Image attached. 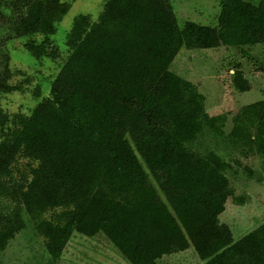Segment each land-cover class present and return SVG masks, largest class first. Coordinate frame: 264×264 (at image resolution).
I'll use <instances>...</instances> for the list:
<instances>
[{
    "label": "trees",
    "instance_id": "16d2710c",
    "mask_svg": "<svg viewBox=\"0 0 264 264\" xmlns=\"http://www.w3.org/2000/svg\"><path fill=\"white\" fill-rule=\"evenodd\" d=\"M70 4L0 0L1 35L54 59L49 36ZM218 5L214 24H180L170 0H105L96 19L76 15L67 54L47 92L34 87L28 113L1 105L23 87L0 46V203H13H1L0 251L30 225L51 259L76 232L103 236L129 264L188 248L203 264H264V221L234 239L219 218L228 198L245 201L231 178L264 180V98L229 119L210 114L197 83L171 68L182 47L264 51V0ZM232 70L233 87L249 90L241 61ZM18 158L26 168L13 180Z\"/></svg>",
    "mask_w": 264,
    "mask_h": 264
},
{
    "label": "rangeland",
    "instance_id": "374dc122",
    "mask_svg": "<svg viewBox=\"0 0 264 264\" xmlns=\"http://www.w3.org/2000/svg\"><path fill=\"white\" fill-rule=\"evenodd\" d=\"M71 2L66 14L56 24V31L50 35L51 43L58 48V56L34 58L25 48L24 37L3 38L0 32V46L9 55L10 66L14 70L11 83H21L22 90H14L1 95V105L5 111L28 113L38 102L40 96L33 94L36 85L42 95L49 88V81L58 71L67 54L65 35L73 18L85 13L96 19L105 0H68ZM178 22L192 20L201 24H214L219 10L218 0H170ZM1 26V25H0ZM3 29L0 27V31ZM42 35L33 37L35 42ZM5 40V41H4ZM253 59L241 55L232 47L186 49L180 48L171 68L181 76L197 83L205 95V106L210 114L225 112L228 119L242 104L264 98V51L261 46L246 49ZM241 61L250 89L238 92L231 83L232 66ZM262 65V68L259 67ZM26 77L28 82H25ZM243 163L258 164L255 157L242 160ZM12 169V179L25 172V160L18 158ZM231 178L236 194H245L243 204H236L228 198L225 210L219 215L227 223L234 239L264 221V180L256 182L246 179L241 173ZM2 205H12L11 200L2 199ZM0 203V210H4ZM5 212V211H4ZM2 264H129L101 235L85 237L74 232L66 243L60 256L51 259L41 236L35 234L30 225L15 234L6 247L0 251ZM156 264H203L192 248L163 256Z\"/></svg>",
    "mask_w": 264,
    "mask_h": 264
}]
</instances>
